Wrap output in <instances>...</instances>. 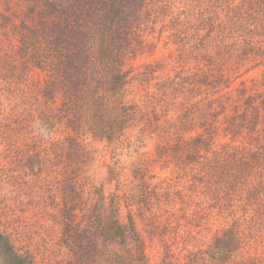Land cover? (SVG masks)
I'll return each instance as SVG.
<instances>
[{"label": "trees", "instance_id": "trees-1", "mask_svg": "<svg viewBox=\"0 0 264 264\" xmlns=\"http://www.w3.org/2000/svg\"><path fill=\"white\" fill-rule=\"evenodd\" d=\"M4 28L16 41L10 55L0 54V77L27 63L47 73L43 94H61L56 117L75 132L64 153L78 170L88 157L84 132L116 148L137 118L129 83L157 69L145 64L138 75L130 64L144 34L174 37L194 65L183 82L176 75L165 84L172 94L187 84L190 107L173 129L176 141L157 146V153L178 157L183 170L197 165L194 179L211 193L221 216L225 207L241 213L199 258L191 255L193 263L264 264V253L254 255L251 246L264 247V80L227 91L264 64V0H0V44ZM231 63L243 71L233 72ZM220 136L228 141L215 145ZM39 155L28 156L31 170ZM60 186L61 239L79 264L147 263L132 212L122 222L118 205L105 208L102 188L85 209L77 178H62ZM146 190L129 206L148 212L155 192ZM0 264H32L1 229Z\"/></svg>", "mask_w": 264, "mask_h": 264}, {"label": "rangeland", "instance_id": "rangeland-1", "mask_svg": "<svg viewBox=\"0 0 264 264\" xmlns=\"http://www.w3.org/2000/svg\"><path fill=\"white\" fill-rule=\"evenodd\" d=\"M4 29L0 54L10 55L15 35L10 28ZM143 39L145 43L130 64L138 75L145 64L157 69L149 77L139 76L129 83L127 94L140 107L137 118L116 148L84 132L80 139L88 157L81 170L64 153L66 138L75 132L56 117L61 94H43L47 73L27 63L0 77V229L21 254L31 256L32 264H79L61 239L62 178L78 179L85 209L93 203L88 200L96 199V188H102L107 210L118 205L122 222H127L132 212L145 242L146 264H202L193 263L191 255L199 258L223 225L241 215L236 216L232 206L225 207L221 216L211 193L194 179L197 165L183 170L178 157L164 158L157 153V146L176 141L173 129L190 107L184 92L188 85L183 83L181 92L172 94L165 80L180 75L182 81L194 64L169 33L160 36L148 30ZM231 64L233 72L243 71ZM263 80L261 64L232 81L227 91L235 92L242 82L250 87L252 81ZM226 141L228 138L220 136L215 145ZM34 153L40 154L35 159L41 162L31 170L27 158ZM145 189L155 192L150 210L129 206ZM251 246L254 255L264 253V247L258 250L254 241Z\"/></svg>", "mask_w": 264, "mask_h": 264}]
</instances>
